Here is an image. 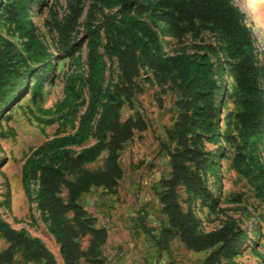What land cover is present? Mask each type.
<instances>
[{
	"label": "trees",
	"instance_id": "obj_1",
	"mask_svg": "<svg viewBox=\"0 0 264 264\" xmlns=\"http://www.w3.org/2000/svg\"><path fill=\"white\" fill-rule=\"evenodd\" d=\"M34 1L0 0L1 22L13 26L25 38L24 48L18 50L12 40L0 34L3 106L26 89L33 69L29 62L48 61V53L29 18L28 6ZM241 15L231 0H69L63 20L53 21L60 46L69 50L75 47L73 35L82 16L86 47L85 76L65 81L63 97L55 110L71 105L84 87L87 102L74 130L56 135L31 151L22 165L21 182L25 195L30 197V179L36 180V208L58 244L63 264H82V260L88 264L105 263L100 248L107 230L95 225L94 217L79 199L92 187L110 190L117 184L123 173L118 157L124 142L135 130L147 127L140 115L124 119L120 115L123 101L139 89L136 78L142 69L150 71L159 84L169 82L177 96L176 117L165 129L166 141L160 143L169 157L170 171L157 180L154 188L166 217L165 224L153 235L156 246L165 249L169 240L177 237L186 249L205 252L199 264H246L235 260L249 241L247 231L235 218L229 217L219 227L203 231L198 228L199 219L192 208L183 209L177 199V190L182 187L187 198H199L211 211L218 204L204 175L210 167L218 170L219 152L211 156L204 139L218 131V109L226 95L222 82L226 71L237 109L225 113V131L220 135L234 144L232 168L255 179L256 194L264 202V162L257 152L264 129V90L255 62L253 36ZM201 31L211 33L214 43L200 41L172 54L161 52L162 37L180 38L187 33L196 36ZM8 53L18 58L22 68L8 61ZM104 56L114 57L119 70V81L112 85L105 83ZM47 67L46 64L43 70ZM39 83L36 79L33 85L38 87ZM41 111L50 113L52 109ZM230 127L238 130L242 144L228 132ZM91 137L94 140L83 145ZM102 152L105 156L101 166H86ZM0 235L7 243L0 249V264H10L16 250L25 262L57 264L38 236L12 227L1 215ZM83 235H88V241L81 248L78 239Z\"/></svg>",
	"mask_w": 264,
	"mask_h": 264
},
{
	"label": "rangeland",
	"instance_id": "obj_2",
	"mask_svg": "<svg viewBox=\"0 0 264 264\" xmlns=\"http://www.w3.org/2000/svg\"><path fill=\"white\" fill-rule=\"evenodd\" d=\"M69 0H36L28 6L30 21L39 41L48 53V61H30L33 67L29 73L26 89L6 106L0 104V215L16 228L25 229L38 236L53 253L57 264H63L58 244L48 231L41 213L36 208V180L30 179L31 195L27 197L21 182V169L31 151L48 139L75 129L79 114L87 102L86 87L80 97L60 111L56 103L63 97L65 81L70 77H84L86 73V47L82 30V16L77 31L73 35L75 47L64 49L60 46L53 27L55 19L62 21L68 12ZM89 0H85L88 3ZM242 14L253 36L255 62L259 70V81L264 90V0H231ZM101 19L100 13L97 20ZM0 34L9 38L18 50L24 48L25 38L20 37L11 25L0 20ZM163 54H172L185 45L195 42H213L214 36L201 31L193 36L190 33L180 38L162 37ZM104 42V39H102ZM0 48L2 43L0 41ZM190 51V47L188 48ZM7 59L16 67L22 65L11 53ZM46 70H43L45 65ZM105 83L112 85L119 81V70L115 58L103 57ZM40 83L35 87L34 81ZM226 95L218 109V131L204 139V147L211 156L219 152L218 170L210 167L205 172L208 188L217 197L214 210L203 205L199 198H187L182 187L177 190V199L183 209L192 208L199 219L198 228L203 231L219 227L229 217L235 218L247 231L249 241L235 260L246 264H261L264 256V202L256 194L255 179L246 178L231 166L234 144L221 137L225 131L224 115L235 111L237 105L233 94L232 81L223 73ZM139 89L129 100H124L120 109L121 118L140 115L147 127L127 139L119 153L118 162L122 177L110 190L92 187L81 195L79 201L86 212L93 216L96 226L107 230V237L100 248L104 264H199L204 251L188 250L177 237L169 240L165 249L156 246L153 235L165 224L166 217L154 192L157 180L168 175L169 157L160 148L166 141L165 129L176 117L174 101L177 98L171 84L157 83L150 71L142 69L136 78ZM219 83V82H217ZM221 83V82H220ZM33 91L36 92L35 96ZM51 108L50 113L41 109ZM239 144L242 139L238 130L230 127ZM93 137L83 145L90 144ZM247 152V149H244ZM257 152L264 162V129L262 130ZM105 152L86 166L93 168L102 165ZM8 196V201H5ZM144 227L152 228L147 232ZM88 235L79 237L81 248L87 245ZM0 235V249L6 246ZM10 264H36L25 262L21 252L16 250ZM82 264H88L82 260Z\"/></svg>",
	"mask_w": 264,
	"mask_h": 264
}]
</instances>
